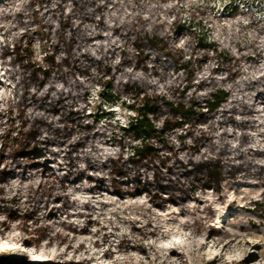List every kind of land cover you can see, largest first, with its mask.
<instances>
[{"label":"trees","instance_id":"trees-1","mask_svg":"<svg viewBox=\"0 0 264 264\" xmlns=\"http://www.w3.org/2000/svg\"><path fill=\"white\" fill-rule=\"evenodd\" d=\"M142 3L149 8L160 4L32 0L24 13L43 10L44 19L32 17L34 37L21 34L6 47L3 36L0 70L7 84L13 76L21 90L0 114V183L14 173L40 177L24 210L33 218L42 212L58 215L67 201L64 185L75 178L119 196L148 195L158 208L186 202L198 189L218 191L225 178L242 179L263 188L249 210L264 221V149L253 141L258 120L264 125V76L243 80L236 73L231 49L215 41L225 35H216L204 16L219 15L199 10L185 19L178 0H166L177 9L168 25L156 16L152 22ZM238 8L221 18L238 15ZM181 39L190 45L182 46ZM207 62L214 70L200 81V67ZM20 69L26 76L16 71ZM93 87L104 103L128 107L126 122L113 109L92 107ZM24 91L37 102L28 115L30 121L36 115V123L22 119L21 109L31 108ZM44 97L54 104L48 105L50 116L40 109ZM56 162L62 163L60 169ZM3 263L25 264L0 252Z\"/></svg>","mask_w":264,"mask_h":264},{"label":"rangeland","instance_id":"rangeland-1","mask_svg":"<svg viewBox=\"0 0 264 264\" xmlns=\"http://www.w3.org/2000/svg\"><path fill=\"white\" fill-rule=\"evenodd\" d=\"M178 2L185 19L199 10L225 15L236 5V13L252 9L264 25V0ZM3 79L0 70L2 89L7 87ZM91 95L94 109H113L115 117L126 122L128 107L104 103L98 87ZM260 144L264 148V142ZM39 179L14 177L0 186V252L5 257L25 264H60L70 258L85 264H264V221L249 210L263 191L254 182L239 187L225 182L220 192L208 188L186 204L160 209L144 195L96 194L84 184L70 189L76 206L48 220L28 218L24 211Z\"/></svg>","mask_w":264,"mask_h":264},{"label":"bare ground","instance_id":"bare-ground-1","mask_svg":"<svg viewBox=\"0 0 264 264\" xmlns=\"http://www.w3.org/2000/svg\"><path fill=\"white\" fill-rule=\"evenodd\" d=\"M32 0H5L4 3L0 6V34H2V36H5V41H6V47L11 43V42H16L20 35H26L29 38H33L34 37V33L35 31L33 30L32 26H33V16L38 20H44L43 19V10H40V12H36L35 10H32L28 15L25 14V9L27 8L28 5H30V2ZM160 2V4L158 5H153L151 6V8H149L148 4H144L142 3L140 6L143 8H147L149 10H145L144 12L149 15L150 20L153 22V16H156V21L159 20V23H166L168 25H171V23H168V17L171 16V14L173 12H175L176 6L174 3L171 4H166L164 3L166 0H158ZM66 3V2H65ZM189 6H192V4L190 2H188ZM51 9V13L53 15H58L59 14L56 12L55 8H52L51 6H49ZM161 13V14H160ZM145 14V15H146ZM211 13H205L204 16L205 18H208L209 21L212 23V27L213 29H215L216 35H225L223 38L222 37H216L215 41L218 44H226L229 46V48L231 49V54L232 56H234L237 59V64H238V69L236 71V73L239 74V76H243L242 79H246V80H253L257 81L259 80V78H261V76H264V25L262 20H258L255 17V11L250 9L249 11H240L238 13V15H235L232 18H221V16H224L223 14H220L219 16H211ZM157 16H160L157 18ZM63 17H65V14H63ZM13 18V21H11V19ZM212 19V20H211ZM48 22V21H47ZM66 25L70 24V19L66 18L64 20ZM218 26V27H216ZM86 29H90V26H84ZM18 28H23V30L18 31ZM3 30V31H2ZM243 41V42H242ZM182 46L185 45V47H188L189 44V40L185 39V41H182V39L180 40ZM251 51L254 52V55L251 54ZM212 65L211 63L207 62L206 66L200 67V81H204L205 80V74L206 73H212ZM19 71L21 74H23L24 76H26L24 74V70L20 69V70H16ZM207 75V74H206ZM210 76H206V78H208ZM228 77H231V74L228 75ZM241 79V80H242ZM4 80V83L6 84V88L2 89L1 85H0V89H2L0 91V114L4 113L5 110L7 109V107H5V105L7 104H13V101L17 100V96H19V92L18 90H21V87L19 85V82L17 79H15L13 76L11 77V83L7 84V82ZM223 80V79H222ZM52 87V85H51ZM34 91V90H32ZM30 92V91H28ZM24 95L27 97L25 98V102L27 105H30L31 108L29 111H23V109H21L22 111V119L24 122H28V123H36L37 121V117L36 115L33 116V121H30L28 118L29 112L34 113L35 111V105L38 108L37 102L34 99L31 98V96L29 95V93H27L26 91H24ZM48 97H44V99H46ZM30 101H29V100ZM262 104H264V100L261 102ZM48 105H54L52 102L47 101H43L41 103L40 109H44L45 108V113L46 115L50 116L52 115V110H48ZM55 109V108H54ZM262 106L258 105L256 106V110H261ZM41 111V110H40ZM258 122L260 123V125L264 126L259 120ZM257 125V124H256ZM259 125V130L258 132L253 134V141L254 143H256V145H258L260 147V143L264 142V129ZM1 126V123H0ZM261 131V132H260ZM260 144V145H259ZM262 148V147H260ZM264 149V148H262ZM62 166V163L56 162V165H54L55 169H60ZM44 172H49L46 168L41 169ZM12 176L10 177V179L6 178V180L2 183H0V186L6 185L11 178L14 177H19L21 179H28V178H33L36 177L37 175L35 173H14L11 174ZM40 180V179H39ZM76 181L74 182H69L68 184L64 185V190H66V205H64V207H62L60 209V213L58 215L55 216H51V215H46L44 212H42L39 215V218L42 219H48V220H53L55 218H58L59 216L63 215V214H68L69 211L74 208L75 205V201L74 199L71 197V193H70V189L71 188H80L81 186H83L84 184H91L89 182V180H81L78 178H75ZM80 180V181H78ZM239 181L243 182V185H248L251 183H244L245 181L240 179V180H233L231 178H225L223 180L222 186L220 187V189H218L217 192H220L222 190V188L225 185V182L230 183L234 186H241L239 184ZM40 181H38L39 183ZM89 190L92 191L93 193L96 194H103V193H112L111 191H102L101 189H97L94 188L92 186H89ZM206 191V189H198L196 194L194 195V197L188 199L186 202H182V203H178L176 205L180 206L183 204H186L188 201L190 200H195L197 199V197L199 196L200 193ZM114 194V193H112ZM117 195V194H114ZM119 196V195H117ZM136 196H141V195H136ZM136 196H119L120 198H125V197H136ZM147 198V201L149 203L150 199L148 197V195H144ZM170 205H174V204H167L165 207L170 206ZM152 207L154 208H158L157 206H155L154 204H151ZM51 207V206H49ZM57 208V206H53V208ZM163 207V208H165ZM160 209V208H159ZM50 214V213H49ZM45 227V226H44ZM47 235V234H46ZM206 241L204 242V245H206ZM68 260H74V259H68ZM63 261H67V260H63ZM81 262H83L85 264V260H80ZM209 263V262H208Z\"/></svg>","mask_w":264,"mask_h":264}]
</instances>
